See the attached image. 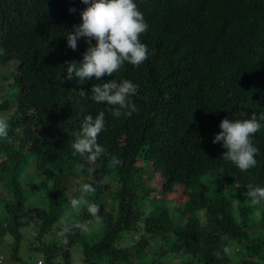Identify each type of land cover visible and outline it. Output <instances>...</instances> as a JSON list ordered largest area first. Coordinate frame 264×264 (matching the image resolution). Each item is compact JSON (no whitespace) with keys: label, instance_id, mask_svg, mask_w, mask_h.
<instances>
[{"label":"trees","instance_id":"obj_1","mask_svg":"<svg viewBox=\"0 0 264 264\" xmlns=\"http://www.w3.org/2000/svg\"><path fill=\"white\" fill-rule=\"evenodd\" d=\"M136 3L149 25L140 34L148 58L80 82L58 74L88 47L80 38L70 48L65 35L82 22L83 0H0V64L18 62L14 92L0 96V118L9 125L0 137V244L9 243L17 262L38 264L20 256L22 230L30 225L44 253L40 264H75L77 248L80 264H161L151 261L152 249L181 264H264V202L250 205L244 194L248 185H264V128L253 134L257 164L246 171L213 143L223 118L264 111V0ZM125 78L139 85L133 97L139 110L117 117L92 100V85ZM99 111L104 152L88 162L73 156L72 143L84 117ZM148 171L157 175L150 185L142 179ZM85 182L96 188L86 197L99 205L102 220L86 206L69 219L100 230L74 226L59 235V217L75 197L71 188ZM174 196L181 221L163 202ZM232 197L240 200L238 211ZM127 233L139 235L131 247L120 244Z\"/></svg>","mask_w":264,"mask_h":264},{"label":"clouds","instance_id":"obj_2","mask_svg":"<svg viewBox=\"0 0 264 264\" xmlns=\"http://www.w3.org/2000/svg\"><path fill=\"white\" fill-rule=\"evenodd\" d=\"M87 5L81 12L82 22L73 25V30L65 33L67 45L77 48L80 38H84L88 44L83 53L81 61H71L65 64L66 72L59 75L63 81L77 77L84 82L95 76L100 78L107 74L112 76L121 66L127 62L134 67L140 66L149 55L148 46L141 41L140 34L147 31L149 25L143 13L137 7L136 0H83ZM73 9H70L72 11ZM93 39L96 41L92 43ZM16 64V73L11 78L4 79L14 84V78L18 72V62L9 60L0 66H7L9 63ZM12 84H9L12 88ZM139 85L131 79H109L106 82L93 84L91 98L93 101L104 102L105 107L114 116H131L139 110L138 105L133 102V97L138 93ZM15 89V88H14ZM81 95L86 94L83 90ZM105 112L99 111L93 116L87 114L80 122V130L72 143L73 156H79L83 160L92 162L104 152L103 145L98 143V134L105 128ZM221 129L213 138V143L221 142L225 149L222 158L231 162L241 171H246L257 164L256 154L258 147L253 143L255 133L264 128V111L252 112L248 118L229 119L223 118L219 123ZM9 125L6 119L0 118V137L8 135ZM112 163H120L119 158L112 157ZM83 167V165H80ZM92 171L91 168L88 169ZM244 193L250 205L264 202V185L246 186ZM96 188L91 183H83L81 194L71 197L69 206L65 208L59 217L60 229L58 234L69 233L72 228L79 227L87 229L86 223L73 225L70 217L80 211L81 206H86L89 215L97 222L102 220L99 215L100 207L97 203L89 201L85 193L95 192ZM240 200L233 198L231 204L234 211H238ZM225 252L228 249L225 248ZM75 264H80L77 258Z\"/></svg>","mask_w":264,"mask_h":264},{"label":"rangeland","instance_id":"obj_3","mask_svg":"<svg viewBox=\"0 0 264 264\" xmlns=\"http://www.w3.org/2000/svg\"><path fill=\"white\" fill-rule=\"evenodd\" d=\"M16 73V64L11 62L9 63L7 66H0V88L2 90L5 91V93L0 92V96L2 95L3 97L6 95V92H10L13 93L14 92V88H12L11 86H9V84H12L10 81H5L4 79H8L11 78V76H13ZM157 176L155 173L153 174V172H145L144 175L142 176L143 182L146 185H150L151 180H152V176ZM25 176V173L23 174V177ZM22 177V181L24 182L26 189H30V184H28V181L24 180V178ZM72 191V195L79 196L81 194V187L79 188L78 191H75V188H71ZM88 193H85V197ZM105 197L107 199V203L109 208H111L113 205L112 199H111V195L109 193L105 194ZM178 197L174 196V197H169L166 199H163L164 205L170 209L172 215L174 216V218H176L177 220L181 221L182 217L181 214L178 211V206L180 203V200L177 199ZM86 199H88L86 197ZM27 207L26 210H24L21 213V219L24 221L26 220L27 216H28V208H29V202L27 203ZM148 203L146 202L145 207L147 208ZM83 207V205L81 206V208ZM80 208V209H81ZM145 208V209H146ZM25 209V208H24ZM147 211H149V209H147ZM79 213V212H78ZM78 213L74 214L73 216H76ZM4 213V207L1 205L0 206V216H2ZM261 211L258 212L257 215L260 216ZM100 230V225L98 223H91L90 225H88L87 227V231L90 234H96L97 232H99ZM33 228L29 226L23 227L22 232L25 233V238L23 240V245L21 248V254L20 256L23 258V262L25 263H31V262H35L37 260V263L40 264L43 261V258L41 256H44V253L42 250H38L37 249V245L35 243H33V238H34V232H33ZM138 235V234H137ZM136 235V233H127L121 240L120 244H122L123 246H133L135 243H137L138 241V236ZM50 240V237H48L46 239V242H48ZM81 243H83L81 241ZM0 264H22V262H17L15 260V258H13L12 256V250H11V246L9 245V243L7 241H5L4 243L0 244ZM161 249L159 251H156L155 249H152L148 252L149 256H151V261L153 260H158L160 261L161 264H181V259L178 256H174V255H168V256H162V257H158V255L160 254ZM81 259L80 257V249L77 248V250L74 251V259ZM44 264V263H43Z\"/></svg>","mask_w":264,"mask_h":264}]
</instances>
